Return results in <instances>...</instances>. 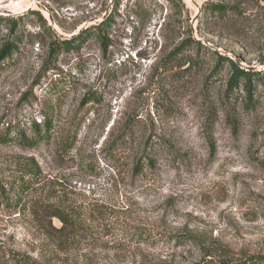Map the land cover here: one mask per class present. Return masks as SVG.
I'll return each mask as SVG.
<instances>
[{"label": "rangeland", "instance_id": "obj_1", "mask_svg": "<svg viewBox=\"0 0 264 264\" xmlns=\"http://www.w3.org/2000/svg\"><path fill=\"white\" fill-rule=\"evenodd\" d=\"M46 118L36 147L2 141ZM31 160L0 264L51 247L40 204L98 218L51 264L264 262V0H0V181Z\"/></svg>", "mask_w": 264, "mask_h": 264}, {"label": "trees", "instance_id": "obj_2", "mask_svg": "<svg viewBox=\"0 0 264 264\" xmlns=\"http://www.w3.org/2000/svg\"><path fill=\"white\" fill-rule=\"evenodd\" d=\"M173 1L177 3L182 2V0ZM225 8L226 6L221 4L212 5V10L209 11L223 14L225 12ZM104 25H106V21H104L100 27L98 26L97 30L101 32ZM91 31V28H87L86 30H82L78 36L73 37L72 39L63 40L62 43H60L66 48L74 47L75 44L79 43V41ZM102 41H106L105 36H102ZM195 43L200 46L202 45L200 42L195 41ZM56 47L57 45L55 44L54 48L56 49ZM14 49L15 44L13 45L12 43H7L4 45V49L1 54L6 55V53H12ZM229 64L234 73V77L231 81L244 79L247 82L251 77H255L260 74L258 72L247 71L246 69L240 67L236 62L231 60L229 61ZM51 125V121L46 118V121L43 125L44 131L39 128L37 123L34 124V136L32 138L28 137L24 130H18L14 133H12L10 130L4 135L2 141L5 143H17L23 148H33L39 145L40 142L50 139ZM152 164L153 163H151V160H148L146 163H144L141 159L137 164V171L143 165L152 168ZM41 181L42 171L39 165L34 162V160H31L24 172L10 177L5 182L0 181V206L3 205L9 211L19 208L23 204V199L26 197V195L33 191L35 189L34 186ZM37 210L38 211L36 213L40 212L42 215H45L44 217L48 220L49 225L52 224V220L54 218L58 219L62 224L60 228H53L52 226H49L44 232L46 241L51 244L50 246L53 247V249H51V247L45 248L44 246L43 251H45V253L42 254L41 259H34L33 257L31 258L26 255H11V257L6 260L7 264H51L53 259L59 258L61 253L65 252L67 245H69V242L72 241L75 236H77L78 232L92 234L94 230L93 225L98 219L96 215L94 217L91 215L89 219L88 217L83 218V215H81L80 212H77L74 208L62 206H47L46 204H40L37 207ZM105 213L106 212L103 210L98 212L100 217H103ZM81 219H83L85 223H82ZM211 261H213V259H211ZM211 261H204L201 264H205V262H208V264H233L231 262L221 263ZM236 264H264V262L261 258L250 257Z\"/></svg>", "mask_w": 264, "mask_h": 264}]
</instances>
